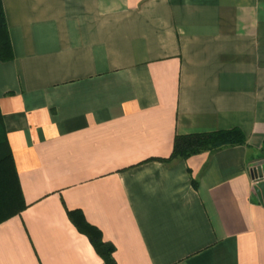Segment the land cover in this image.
I'll return each instance as SVG.
<instances>
[{
	"label": "crops",
	"instance_id": "1",
	"mask_svg": "<svg viewBox=\"0 0 264 264\" xmlns=\"http://www.w3.org/2000/svg\"><path fill=\"white\" fill-rule=\"evenodd\" d=\"M0 110L27 207L0 264H264V0H3ZM247 144L170 159L177 135Z\"/></svg>",
	"mask_w": 264,
	"mask_h": 264
},
{
	"label": "trees",
	"instance_id": "2",
	"mask_svg": "<svg viewBox=\"0 0 264 264\" xmlns=\"http://www.w3.org/2000/svg\"><path fill=\"white\" fill-rule=\"evenodd\" d=\"M13 58L14 51L3 0H0V59L9 61ZM244 144H247V136L240 128L177 135L170 159H187L202 152H216L226 147ZM26 207L27 204L0 110V223L19 214ZM70 216L77 228L89 237L103 258L104 264H117L113 255L115 247L111 242L103 239L100 230L89 224L78 211H70Z\"/></svg>",
	"mask_w": 264,
	"mask_h": 264
},
{
	"label": "water",
	"instance_id": "3",
	"mask_svg": "<svg viewBox=\"0 0 264 264\" xmlns=\"http://www.w3.org/2000/svg\"><path fill=\"white\" fill-rule=\"evenodd\" d=\"M252 172L253 177L258 179L255 185V190L261 200V203L264 205V160L257 162Z\"/></svg>",
	"mask_w": 264,
	"mask_h": 264
},
{
	"label": "built area",
	"instance_id": "4",
	"mask_svg": "<svg viewBox=\"0 0 264 264\" xmlns=\"http://www.w3.org/2000/svg\"><path fill=\"white\" fill-rule=\"evenodd\" d=\"M258 179H256V183H257Z\"/></svg>",
	"mask_w": 264,
	"mask_h": 264
}]
</instances>
